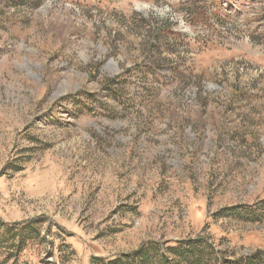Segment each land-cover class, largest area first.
<instances>
[{
    "label": "rangeland",
    "instance_id": "1",
    "mask_svg": "<svg viewBox=\"0 0 264 264\" xmlns=\"http://www.w3.org/2000/svg\"><path fill=\"white\" fill-rule=\"evenodd\" d=\"M1 235L0 264L264 253V0H0Z\"/></svg>",
    "mask_w": 264,
    "mask_h": 264
},
{
    "label": "trees",
    "instance_id": "2",
    "mask_svg": "<svg viewBox=\"0 0 264 264\" xmlns=\"http://www.w3.org/2000/svg\"><path fill=\"white\" fill-rule=\"evenodd\" d=\"M252 209H257V207H252ZM251 211L247 215L253 216L252 220L257 219L254 217L257 216L254 215L255 211ZM8 236L1 235L0 242L8 241ZM90 264H264V253L258 252L227 261L224 253L216 250L208 238L196 236L159 244L152 241L145 242L129 253L110 258L92 257Z\"/></svg>",
    "mask_w": 264,
    "mask_h": 264
}]
</instances>
